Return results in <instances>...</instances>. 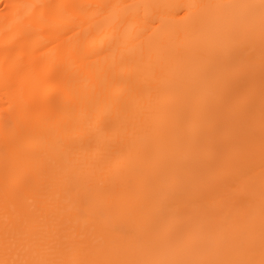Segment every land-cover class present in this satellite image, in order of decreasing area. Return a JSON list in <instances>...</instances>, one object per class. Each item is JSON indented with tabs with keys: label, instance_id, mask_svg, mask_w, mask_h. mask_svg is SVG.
Masks as SVG:
<instances>
[{
	"label": "bare ground",
	"instance_id": "bare-ground-1",
	"mask_svg": "<svg viewBox=\"0 0 264 264\" xmlns=\"http://www.w3.org/2000/svg\"><path fill=\"white\" fill-rule=\"evenodd\" d=\"M264 0H0V261L264 260Z\"/></svg>",
	"mask_w": 264,
	"mask_h": 264
},
{
	"label": "snow or ice",
	"instance_id": "snow-or-ice-1",
	"mask_svg": "<svg viewBox=\"0 0 264 264\" xmlns=\"http://www.w3.org/2000/svg\"><path fill=\"white\" fill-rule=\"evenodd\" d=\"M264 8V5H262ZM262 227H264V219H262ZM0 264H99L94 261H58V260H2ZM143 264H253V262L244 261H232V260H198V261H186V260H174V261H147ZM260 264H264V260H261Z\"/></svg>",
	"mask_w": 264,
	"mask_h": 264
}]
</instances>
